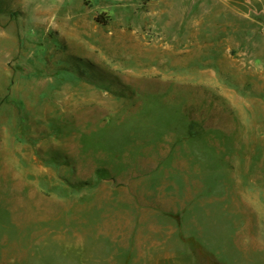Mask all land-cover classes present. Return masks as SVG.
<instances>
[{"label": "rangeland", "instance_id": "obj_1", "mask_svg": "<svg viewBox=\"0 0 264 264\" xmlns=\"http://www.w3.org/2000/svg\"><path fill=\"white\" fill-rule=\"evenodd\" d=\"M57 1L0 0V264H118L137 203L182 179L223 191L199 226L264 246V15Z\"/></svg>", "mask_w": 264, "mask_h": 264}, {"label": "crops", "instance_id": "obj_2", "mask_svg": "<svg viewBox=\"0 0 264 264\" xmlns=\"http://www.w3.org/2000/svg\"><path fill=\"white\" fill-rule=\"evenodd\" d=\"M142 1L114 0V3L119 5L120 9H123L122 6L124 9H132L131 5H137ZM212 1L244 17H249L251 13L254 16L264 15V0ZM58 3L59 0L48 4L57 6ZM46 10L47 8L42 12ZM197 183L182 179L161 184L156 188V192L159 191L160 194L157 200L153 198L149 202L137 203V209L134 211L136 226L129 231V234H134L133 242L121 245L119 249L121 257L116 262L118 264H264V246L256 239L251 227L231 224L232 227L220 229L201 227L197 224V216L193 213L192 207L194 196H198L195 202L198 201L203 205L207 201L200 202L199 198L216 199L223 194L221 189L217 192L213 189L214 191L208 190L206 191L208 193L200 196L193 195L192 188L197 186ZM208 183L214 188L224 186L220 180ZM226 214L228 219L232 218V212L226 211ZM235 216L237 218L239 214L236 212ZM112 261L114 260L105 259L104 263L111 264Z\"/></svg>", "mask_w": 264, "mask_h": 264}, {"label": "trees", "instance_id": "obj_3", "mask_svg": "<svg viewBox=\"0 0 264 264\" xmlns=\"http://www.w3.org/2000/svg\"><path fill=\"white\" fill-rule=\"evenodd\" d=\"M104 19H105V18L101 15V16H98V17L96 18V21H97L98 23H100V24H101V23L103 24V23H105V22H104V21H105Z\"/></svg>", "mask_w": 264, "mask_h": 264}]
</instances>
